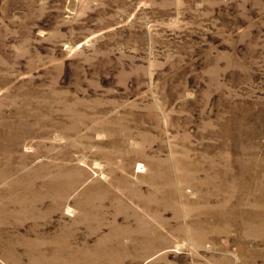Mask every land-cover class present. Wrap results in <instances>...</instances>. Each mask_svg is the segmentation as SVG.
Listing matches in <instances>:
<instances>
[{
    "label": "rangeland",
    "instance_id": "374dc122",
    "mask_svg": "<svg viewBox=\"0 0 264 264\" xmlns=\"http://www.w3.org/2000/svg\"><path fill=\"white\" fill-rule=\"evenodd\" d=\"M0 264H264V0H0Z\"/></svg>",
    "mask_w": 264,
    "mask_h": 264
}]
</instances>
